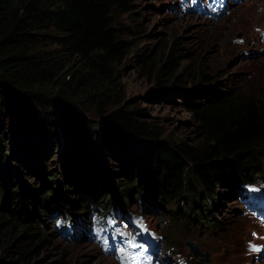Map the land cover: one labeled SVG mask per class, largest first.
Returning <instances> with one entry per match:
<instances>
[{
    "label": "trees",
    "instance_id": "1",
    "mask_svg": "<svg viewBox=\"0 0 264 264\" xmlns=\"http://www.w3.org/2000/svg\"><path fill=\"white\" fill-rule=\"evenodd\" d=\"M133 1L0 0V180L8 188V215L2 213L0 220L6 223L8 217L7 222L22 228L15 243L19 258L42 242V209L74 222L54 219L56 230L65 236L84 230L85 220L56 207L61 200L70 210L85 206L77 214L88 215L111 208L103 200L111 199L117 207L122 200L153 196L170 210L163 218L169 231L183 226L223 232L217 185L223 197L236 203L241 195L251 199L248 186L264 185V97L238 101L220 88H196L206 98L193 108L204 133V141L196 145L161 139L163 133L154 124L137 117L144 110L140 107L123 105L99 121L80 109L77 103L84 98L102 103L113 98L115 67L129 48L116 39L112 12L120 7L131 14ZM181 61L178 51L168 55L160 88L168 83L186 87L188 78L173 77ZM195 70L192 82L215 78L201 67ZM52 153L51 161L58 159L62 172L45 167ZM10 160L16 172L27 163L39 165L33 171L40 184L30 193L31 201H20L21 186H14ZM109 181L114 193H103L102 183ZM5 249L11 252V246Z\"/></svg>",
    "mask_w": 264,
    "mask_h": 264
},
{
    "label": "rangeland",
    "instance_id": "2",
    "mask_svg": "<svg viewBox=\"0 0 264 264\" xmlns=\"http://www.w3.org/2000/svg\"><path fill=\"white\" fill-rule=\"evenodd\" d=\"M191 5L190 2H180L178 8L185 10ZM171 7L173 5L167 0H134L131 14L115 7L112 17L113 27L117 31L116 39L127 42L129 51L115 67L118 81L113 98L108 99L110 103L84 98L77 104L86 117L95 121L123 105L130 110L140 107L144 110L137 117L154 124L163 133L161 139L196 145L204 141V133L193 108L198 102L206 101L202 89L196 88H220L238 101L264 97V28L253 23L256 12L264 9V0H244L232 8L231 14L220 17H210L195 9L178 15L172 12ZM260 24L264 25V19ZM172 51H178L182 57L181 67L173 77L182 75L188 78V84L186 87L174 88L168 83L165 88H160L159 79L166 77L162 68ZM187 66L190 68L187 69ZM196 67H201L211 77H215L214 80L210 83L198 80L192 82L191 79L197 74ZM192 89L194 92L188 95ZM52 151L58 152L55 149ZM53 155L46 158L45 167H55L62 172L58 159L51 161ZM110 160L117 164L112 156ZM10 162L14 170V186H21L18 192L20 201L24 202L27 198L31 201L30 193L40 184L36 179L37 173L33 171L39 165L27 163L28 166L24 165L16 172L14 163ZM51 187L53 189L54 186ZM101 187H104L103 193H114L110 189V181L108 184L103 182ZM216 189L222 196L218 217L224 221L223 232L185 229L183 226L169 231L168 223L163 218L168 217L170 210L159 199L163 203L160 206L158 199L155 200L153 196L142 201L133 198L130 203L122 200L120 205L126 210L144 213L153 228L151 235L162 233L169 247L173 243L172 238L176 239L175 250L180 249L193 262L199 261L197 258L200 257L186 245L189 240L210 253L211 264H264V218L255 215V208L247 210L240 201L236 203L223 197L225 193L221 185H217ZM255 190L261 191L259 187H255ZM7 194V185L0 180V215H8L5 207ZM55 194L54 188L52 196ZM65 196L68 200L70 193L66 192ZM12 200L9 201L11 206ZM40 200L44 201L43 198ZM101 204L111 206L112 200H103ZM56 207L60 208L61 213L69 211L74 219L85 220L84 224H90V218L77 214L85 206L70 210L61 200ZM38 212L42 242L36 251L31 250L24 259L18 257L15 244L22 228L7 222L6 216V223L0 220V264H121L115 253L102 247V237L97 232L85 240L73 237L74 232L65 236L63 231L56 230V218L48 209ZM7 246H11L10 253L5 249ZM120 258L127 264L131 255L123 253Z\"/></svg>",
    "mask_w": 264,
    "mask_h": 264
},
{
    "label": "water",
    "instance_id": "3",
    "mask_svg": "<svg viewBox=\"0 0 264 264\" xmlns=\"http://www.w3.org/2000/svg\"><path fill=\"white\" fill-rule=\"evenodd\" d=\"M186 245L188 248L197 256L200 257L201 261H204V263L211 264L212 263V258L211 255L208 251L202 250L196 242L193 241H187Z\"/></svg>",
    "mask_w": 264,
    "mask_h": 264
},
{
    "label": "bare ground",
    "instance_id": "4",
    "mask_svg": "<svg viewBox=\"0 0 264 264\" xmlns=\"http://www.w3.org/2000/svg\"><path fill=\"white\" fill-rule=\"evenodd\" d=\"M172 5H173V7H171V9L173 10L172 12L175 11L179 15V13H181L182 11H179L178 4L177 3H172ZM263 19H264V9L256 12V14H255V16L253 18V20H254L253 23H255L257 25H260V26H262V28H264V25L260 24V22L263 21ZM83 223H85V222H83ZM82 235H85V233H83Z\"/></svg>",
    "mask_w": 264,
    "mask_h": 264
}]
</instances>
